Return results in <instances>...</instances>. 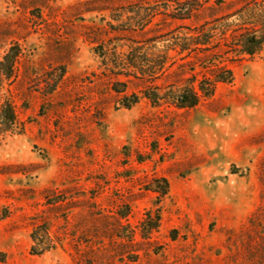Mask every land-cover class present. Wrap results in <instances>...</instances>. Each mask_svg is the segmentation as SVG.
Segmentation results:
<instances>
[{
  "label": "rangeland",
  "instance_id": "1",
  "mask_svg": "<svg viewBox=\"0 0 264 264\" xmlns=\"http://www.w3.org/2000/svg\"><path fill=\"white\" fill-rule=\"evenodd\" d=\"M171 1L0 0V104L17 115L0 264H264V51L195 107L153 104L129 54L179 24ZM215 1L206 17L243 4Z\"/></svg>",
  "mask_w": 264,
  "mask_h": 264
},
{
  "label": "trees",
  "instance_id": "2",
  "mask_svg": "<svg viewBox=\"0 0 264 264\" xmlns=\"http://www.w3.org/2000/svg\"><path fill=\"white\" fill-rule=\"evenodd\" d=\"M208 3L209 0H178L176 9H168L165 19L179 21L175 28L141 42L134 41L137 45L129 54L137 53L131 61L136 69L133 75L147 83L143 94L153 104L180 109L195 107L204 97L213 96L218 84L233 82L234 73L228 62L252 58L264 51V0H243V4L234 9L206 17V10H214ZM215 3L220 8L223 6L220 0ZM160 48L161 52L141 57V50ZM4 59H10L9 52ZM4 61L0 60V66ZM175 66L180 71L178 81L162 86L154 83ZM16 117L13 103L3 100L0 136L11 132L17 123ZM35 238L36 233H33L34 242ZM35 249L34 244L31 251Z\"/></svg>",
  "mask_w": 264,
  "mask_h": 264
}]
</instances>
